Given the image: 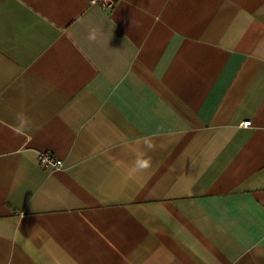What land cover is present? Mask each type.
Segmentation results:
<instances>
[{
	"label": "crops",
	"instance_id": "1",
	"mask_svg": "<svg viewBox=\"0 0 264 264\" xmlns=\"http://www.w3.org/2000/svg\"><path fill=\"white\" fill-rule=\"evenodd\" d=\"M0 264H264V0H0Z\"/></svg>",
	"mask_w": 264,
	"mask_h": 264
},
{
	"label": "clouds",
	"instance_id": "2",
	"mask_svg": "<svg viewBox=\"0 0 264 264\" xmlns=\"http://www.w3.org/2000/svg\"><path fill=\"white\" fill-rule=\"evenodd\" d=\"M89 39H95V33H91L89 35ZM17 125H15V131L17 133L23 132L26 130L28 124L30 123L29 119L23 114V113H18L17 114ZM144 144L146 146L147 149L149 150H153L154 149V145L151 141H149L148 139L144 140ZM151 166V159L150 157L147 156V153L144 151H140L137 156H136V160L134 162V165L132 166L129 175H134L140 171H144L147 170L149 167Z\"/></svg>",
	"mask_w": 264,
	"mask_h": 264
},
{
	"label": "built area",
	"instance_id": "3",
	"mask_svg": "<svg viewBox=\"0 0 264 264\" xmlns=\"http://www.w3.org/2000/svg\"><path fill=\"white\" fill-rule=\"evenodd\" d=\"M93 4H100L104 9H113L116 0H91ZM250 124L249 120L243 122V126H248ZM38 162L40 166L51 167L52 169H59L63 166L62 160L54 158L47 152H41L38 157Z\"/></svg>",
	"mask_w": 264,
	"mask_h": 264
},
{
	"label": "bare ground",
	"instance_id": "4",
	"mask_svg": "<svg viewBox=\"0 0 264 264\" xmlns=\"http://www.w3.org/2000/svg\"><path fill=\"white\" fill-rule=\"evenodd\" d=\"M253 4V3H252ZM250 7V6H249Z\"/></svg>",
	"mask_w": 264,
	"mask_h": 264
}]
</instances>
